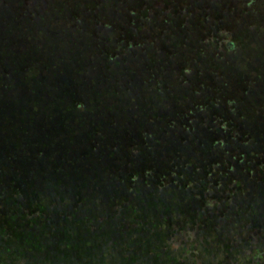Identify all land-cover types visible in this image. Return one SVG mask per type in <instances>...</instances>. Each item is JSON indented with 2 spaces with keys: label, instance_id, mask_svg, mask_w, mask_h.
<instances>
[{
  "label": "rangeland",
  "instance_id": "1",
  "mask_svg": "<svg viewBox=\"0 0 264 264\" xmlns=\"http://www.w3.org/2000/svg\"><path fill=\"white\" fill-rule=\"evenodd\" d=\"M255 1L258 11L240 0H0V189L7 190L5 180L12 182L20 173L42 174L39 183H52L53 175L63 173L71 195L81 193L76 186L108 198L124 187L117 179L122 167L135 174L131 162L153 161L158 168L170 151L181 156L183 147L185 167L202 152L222 162L236 155L238 162L243 154L237 149L245 147L238 144L249 141L240 109L227 120L210 121L203 107L218 99L229 103V110L241 105L237 95L231 99L234 79L227 72L235 62L229 57L235 46L247 54L244 43L237 44L239 37L252 48L257 38L264 40V0ZM143 2L151 7L149 14ZM253 33L259 36L252 39ZM258 52L236 64L238 73L251 75L255 88L264 83L258 79L264 77ZM248 116L264 120V110L254 105ZM172 133H183L180 139L187 142L165 149ZM175 185L181 198L173 220L181 225L192 217V228L204 224L210 234L206 251L198 246L204 244L201 235L192 239L198 231L178 236L187 247L197 243L185 262L179 259L183 264H232L248 252L236 250L234 243L242 240L232 231L243 229L239 217L264 213V186L257 183L259 191L252 195L224 198L201 184ZM154 186L140 187L151 192ZM241 204L245 212L236 215ZM94 221L102 235L101 219ZM164 222L148 219L139 227L153 225L157 233Z\"/></svg>",
  "mask_w": 264,
  "mask_h": 264
},
{
  "label": "trees",
  "instance_id": "2",
  "mask_svg": "<svg viewBox=\"0 0 264 264\" xmlns=\"http://www.w3.org/2000/svg\"><path fill=\"white\" fill-rule=\"evenodd\" d=\"M240 1H243L249 9L259 10L255 0ZM145 6L143 12L149 14L147 10L149 9L150 12L151 7L147 8V2H143L141 7ZM258 36L257 33H253L252 39ZM252 39L250 37L248 40L253 41ZM238 41L244 43L243 52L247 54L244 55L240 52V47L235 46L233 53L236 54L229 57L235 63L229 65L230 70L227 73L234 79L231 86L233 90L231 99L237 95L236 101L241 105H236V108L233 106V109L229 110V103L218 99L216 102L214 100L213 103L206 104L203 108L206 109L204 113L208 115L210 121L219 118L227 120L230 116L234 117V109L238 111L240 109L242 113L240 123L246 133L244 138H249L246 144H238V146H245L237 149L243 154L242 159L237 162V156L232 155L234 156L232 159L222 162V160L217 161L216 155L202 152L196 159L193 154L188 163L191 166L185 167L180 163L184 161V157H188L184 147V151L179 152L182 148L177 151L183 158L169 150L171 153L167 155L166 162L164 160L158 168L153 161L146 164L131 162L128 168L134 169L135 174L130 172L133 170L122 167L117 179L124 187L108 198H100L93 192L87 195L86 191L76 186L75 188L82 194L79 192L71 195V191L66 187L67 182L63 173L60 176L55 175L59 181L54 179L53 175L52 183L49 179L39 183L38 180H42V174L40 177L27 174L29 175L27 177L26 174L20 173L17 176L18 179L12 182H8L3 177L8 189H0V214L3 217L0 225V234L3 235L0 236L2 247L0 264H183L179 259L186 258V255L196 247L194 245L196 241L187 247L186 240H181L182 242L176 240L181 233L189 234L191 231H198V235L192 239L196 240L201 235L204 244L198 246L206 251L205 238L210 234L205 231L204 224L198 223V227L194 229L192 217L187 218L186 224L181 225L173 220L180 213L178 198H181L175 184L182 183V186L187 188L190 183L201 184L206 186L205 189L211 195L218 192L220 197L224 198L252 195L259 191L258 185L259 188L260 185L264 186V120L256 121L248 116L254 105L264 110V83H261L262 87L255 88L254 83L250 81L251 75L247 74L248 80L246 74L237 72L236 67L248 55H255L259 51L257 57L261 59L257 68L264 72L262 59L264 48L259 47L264 40L257 38L255 42L258 46L254 48L247 46L246 39L243 37H239L237 44ZM233 69L237 74L232 71ZM258 79L264 80V77H258ZM123 93H129V91L125 89ZM74 101L78 100L73 98ZM246 107L248 109L245 113ZM257 113H260L259 109ZM181 116L185 118V115ZM182 134H170L177 140L171 137L164 146L165 149L175 146L180 148L179 144L183 146L187 140L180 139ZM176 142L179 143L176 145ZM172 166L176 169L173 170ZM153 169L155 171L151 174L150 171ZM142 171L144 173L140 176L139 173ZM20 175H22V185L18 188L16 185H20ZM154 184L151 192H149L150 187H140ZM29 191L31 193L28 194ZM53 191L56 193L51 194ZM65 193L68 196L60 198L62 197L60 195ZM65 202L70 203L63 205ZM14 203H18L19 206ZM251 205L254 206V203ZM236 209L234 213L237 215L245 212L246 206L241 204ZM50 210H54L59 215L55 218L47 215ZM106 212L109 216L105 214ZM219 213L220 211L215 215ZM204 214H207L206 210ZM194 218L198 220V217ZM95 219L98 221L101 219L103 223L102 235H100L101 229L95 227ZM148 219L153 224L161 220L165 221L159 227L160 232L155 233L153 225L139 227ZM237 220H239L238 223H243V229L234 230L232 233L235 239L240 238L242 244L246 246L240 242H235L237 245L234 243V246H237L236 250L247 248L248 252L242 251L236 262L232 264H264V213L261 211L254 219L245 220L239 217ZM89 226H93L94 230L89 231ZM169 228H172L171 232H163V229ZM96 229L98 233L95 232ZM228 233L231 235V232L228 231ZM165 234L167 238L164 237ZM87 237L91 238L88 240ZM95 239L97 243L94 242ZM84 240H87V243ZM162 240L166 243L164 244ZM243 255L248 256L250 260H242Z\"/></svg>",
  "mask_w": 264,
  "mask_h": 264
}]
</instances>
